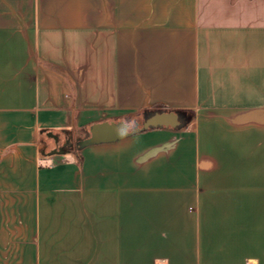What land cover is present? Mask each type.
<instances>
[{
	"label": "crops",
	"instance_id": "0c3cea01",
	"mask_svg": "<svg viewBox=\"0 0 264 264\" xmlns=\"http://www.w3.org/2000/svg\"><path fill=\"white\" fill-rule=\"evenodd\" d=\"M257 109L264 0H0V264H264Z\"/></svg>",
	"mask_w": 264,
	"mask_h": 264
},
{
	"label": "water",
	"instance_id": "95a60500",
	"mask_svg": "<svg viewBox=\"0 0 264 264\" xmlns=\"http://www.w3.org/2000/svg\"><path fill=\"white\" fill-rule=\"evenodd\" d=\"M236 125H244L248 123H257L264 125V109L251 110L236 115L230 120ZM181 126L180 115L176 112L154 113L142 122H137L132 128L124 122H103L93 124L90 128L89 136L78 143L79 148H84L91 145L115 142L128 136L138 134L142 131L157 128H173ZM57 144L60 139L57 135L49 133ZM72 142L69 139L64 145L56 148L51 154H65L66 147L71 146Z\"/></svg>",
	"mask_w": 264,
	"mask_h": 264
},
{
	"label": "trees",
	"instance_id": "16d2710c",
	"mask_svg": "<svg viewBox=\"0 0 264 264\" xmlns=\"http://www.w3.org/2000/svg\"><path fill=\"white\" fill-rule=\"evenodd\" d=\"M179 113H182V115L184 116V120H182L181 126H184L186 123L191 121L193 119V117H194V114L190 113V112H179ZM151 115H152V113L146 114L143 119H146V118L150 117ZM88 135L89 134H87V137H88ZM73 148L75 150H77V151L79 150V147L77 145H75V144H73Z\"/></svg>",
	"mask_w": 264,
	"mask_h": 264
},
{
	"label": "rangeland",
	"instance_id": "374dc122",
	"mask_svg": "<svg viewBox=\"0 0 264 264\" xmlns=\"http://www.w3.org/2000/svg\"><path fill=\"white\" fill-rule=\"evenodd\" d=\"M145 120V119H144ZM143 120H139L138 122H142ZM182 123V122H181ZM135 125V124H134ZM89 136V135H88ZM87 138V137H86Z\"/></svg>",
	"mask_w": 264,
	"mask_h": 264
}]
</instances>
